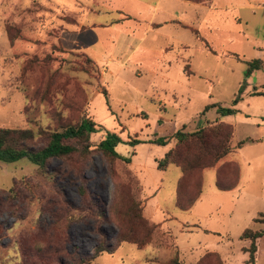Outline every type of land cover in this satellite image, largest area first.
I'll list each match as a JSON object with an SVG mask.
<instances>
[{
	"label": "rangeland",
	"instance_id": "374dc122",
	"mask_svg": "<svg viewBox=\"0 0 264 264\" xmlns=\"http://www.w3.org/2000/svg\"><path fill=\"white\" fill-rule=\"evenodd\" d=\"M239 16L243 21L238 26L206 14L207 24H203L202 32L217 50L237 52H223L222 58L231 56L243 62L233 59L222 62L197 46L192 50V69L186 60L181 62L184 71H193L194 75L187 81L173 73L177 92L158 84L149 90V75L132 78L128 74L142 76L146 74L143 69H119L121 75L128 72L125 75L128 85L111 80L109 67L105 69L86 53L70 48L72 36L66 34L65 28L75 18L56 0H0V127L29 128L37 134L40 128L60 131L63 124L76 123L86 116L99 128L90 134L91 151L85 158L77 153L69 159L51 158L47 166L52 173L49 176L38 173L36 166L25 158L9 163L0 161V198H4L2 191L14 181L17 188L26 192L22 202H13L16 206H1L0 264H22L23 249L32 255L36 251L35 243L46 242L47 234L41 238L37 233L39 225L46 226L51 221L50 209L55 204L50 199H60L75 211L74 219L61 222L65 229L64 247L81 256L91 253L99 240L115 242L120 230L130 225L119 219L114 206L124 208L134 200L147 223L153 225L146 245L139 248L122 241L113 253L103 252L90 264H165L175 254L186 263L244 264L248 253L243 249L248 247L249 240L239 239L240 233L246 227L253 230L264 227V157L251 161L246 170L243 161V157L250 159L264 152V127L256 125L264 123V97H257L249 106L238 102L235 107L242 108L241 114L228 116L231 120L227 116H219L218 120L214 107L203 111L207 102L230 106L240 84L242 97L264 92V59L260 69L252 71L247 78L243 76L246 61L254 59L257 53L254 43L264 44V29L260 18L249 11L240 10ZM102 18L106 20L110 16L105 14ZM238 31H245L248 37ZM107 47L102 43L99 50ZM249 112L251 117L243 119ZM208 121L233 126V141L247 137L253 141L258 137L263 139L234 149L225 160L183 179L184 190H191L193 197L201 176L204 193L187 211L176 207L180 168L169 164L164 173L156 169L154 160L164 154L165 146L145 142L133 147L117 145L119 153L130 157L128 163L119 158L108 159L97 147L107 131L117 133L123 140L131 137L151 140L158 134L171 135L182 125L186 130H194L209 125ZM44 142L37 135L32 145L37 147ZM240 167L243 174L247 172L244 187L239 191L216 192V179L223 188L240 183ZM30 184L34 188L29 189ZM153 194L162 213L170 217L164 215L158 222L147 217L148 196ZM78 208L85 210L77 211ZM97 209L102 213L100 216ZM205 214L209 216L207 220L203 218ZM172 216L190 224L166 222ZM156 219H159L157 215ZM192 223L205 226L208 232L198 230ZM131 224L140 232L139 225ZM178 229L191 233H178ZM185 235L190 236V244L204 245L180 250L178 245L181 246ZM256 241V264H264V235ZM207 247L231 250L221 258V253ZM31 257L36 260L35 256Z\"/></svg>",
	"mask_w": 264,
	"mask_h": 264
},
{
	"label": "crops",
	"instance_id": "0c3cea01",
	"mask_svg": "<svg viewBox=\"0 0 264 264\" xmlns=\"http://www.w3.org/2000/svg\"><path fill=\"white\" fill-rule=\"evenodd\" d=\"M56 3H58L66 13L75 18V21L72 22L73 24L70 25V27L65 28L66 34L72 36L69 39L70 48L72 47L81 50L97 64L105 67V69L106 67H109V74H111L110 76H113L111 80H113L115 83L119 81L124 85H128V80L125 77L128 72L126 71L121 75L118 72L119 69L131 67L145 70L146 74H143L142 76L139 74H128L132 78H142L143 76L149 75V83L151 85L149 90H151L156 84L165 85L166 88L176 90L173 86L175 82L173 73H176L184 80L186 79L188 81L190 76L194 75V72L192 71V73H186L184 71V66L182 67L181 65V62L186 60L187 64L191 66L192 50H194L197 46H200L201 48L203 47L216 59L222 62L226 61L227 59H233L236 62H243L231 56L222 58L225 56L222 55L223 52H232L233 54H237V52L231 51L229 49L217 50V48L214 47L204 37L205 34L202 32V29L204 25L206 26L207 24L204 22V15H216L219 16L224 22L233 23L239 26L243 21L239 16V11L247 10L253 16H258L260 18V24L264 29V0H211V2L208 4L197 3L189 0H119V2H116V0H56ZM76 3H79V5ZM105 14L109 15L110 18L103 20L102 17ZM240 33H242L243 37H248V34L245 31H238V34ZM102 43L107 44L108 47L106 50H99ZM254 47L257 49L254 59H259L262 63V59H264V50L262 49L264 48V44L256 42L254 43ZM238 54L244 57L240 53ZM214 79L215 78L213 77V81ZM208 81L211 82L210 80ZM149 90H145L144 92ZM251 94L243 95V97L241 96L239 103L243 104L246 102L245 105L248 104L249 106L257 99V97H264L263 95ZM207 103L205 106L212 104ZM236 105L237 104L233 106L235 109H237L236 113L224 116L228 117L236 114L240 115L242 108L235 107ZM212 107L215 108V113L219 118L221 115L217 113V107ZM250 114L252 115L250 112L249 115L246 113L243 119L246 120L248 117H251ZM228 119L231 120L229 117ZM218 120H220V118ZM262 121H264V118H262ZM168 123L172 127L175 126V124L172 123V120L170 119H168ZM256 125L264 127V123H256ZM157 136L161 135L158 134L156 137ZM250 138H245L249 140L245 142L242 147L247 143L259 142L263 139L262 137H258L256 141H253ZM151 139H154V137ZM140 140L148 141L147 139ZM239 140H235L233 142H237ZM145 143L151 144L150 142ZM165 147L167 150L169 145H166ZM240 148H237L236 150H239ZM229 154L231 153H228L227 155ZM260 157H264V152L262 154L255 155L250 159H245L243 157L245 170L246 165H249L251 161H254ZM224 158L225 156L221 158L219 162L221 160H225ZM160 171L164 173L165 170ZM246 177L247 172L245 171L243 174L240 167V183L237 186L229 190H215L216 192L230 191L235 189L239 191L244 187ZM203 194L204 193L201 190V193L195 203L201 200V197L204 196ZM148 205L150 210L147 217L153 222L162 221L164 219V215L169 217L171 216L168 213H162L155 194L148 196ZM156 215L159 217V219H156L155 221L154 217ZM203 218L207 220L209 216L205 214ZM170 221H174L179 225H182V223L190 224L188 221H177L173 216L169 219H166V222ZM192 224L195 225L198 230L208 232V229L205 226H200L197 223ZM177 231L178 233H191L181 231L179 229ZM189 239L190 236L185 235L182 239L181 246L178 245V248L182 250V248H191L192 246L200 247L204 245L200 244L199 242L196 244H190ZM207 248L211 251H215L216 253L219 252V255L221 253V258L223 253H228L231 250L229 248L230 250H225L224 252L221 250V248L220 250L218 248ZM256 262L257 261L255 260V264Z\"/></svg>",
	"mask_w": 264,
	"mask_h": 264
},
{
	"label": "trees",
	"instance_id": "16d2710c",
	"mask_svg": "<svg viewBox=\"0 0 264 264\" xmlns=\"http://www.w3.org/2000/svg\"><path fill=\"white\" fill-rule=\"evenodd\" d=\"M197 3H210L211 0H189ZM262 63L259 59H252L247 61V68L244 71V78H247L252 71L260 69ZM264 87V84L262 85ZM242 92V84H240L236 95L234 96L231 105L222 106L212 103L205 106L207 108L216 106V111L221 116L234 114L237 112L233 106L237 104ZM251 95H263L264 92H254ZM209 125H202L194 130H186L185 125L177 128L171 135L157 136L148 141H142L138 138L131 137L128 140H123L115 132H106L105 137L99 141L97 147L102 154L108 159L119 158L120 160L128 163L130 157L122 155L116 150L119 144H127L131 147L141 143L150 142L152 144L166 146L173 142V146L169 147L162 156L155 158L156 169L164 170L169 164L178 166L182 172L181 179L177 182L176 186V207L181 210H187L192 207L201 193V176L198 182V189L193 197H191V190H184L183 179H186L191 174L201 172L203 169L213 167L221 158L232 152L234 149L242 147V145L249 139H242L233 142V126L223 122H210ZM99 130L94 120L89 117L83 116L76 123H65L62 129L59 130H46L40 128L35 134L29 128H7L0 127V161L2 162H15L20 159H27L30 163L36 166L38 173L49 176L47 166L51 158L69 159L73 154L77 153L80 157L85 158L90 149V134ZM44 138L45 142L41 146L34 147L32 145L36 136ZM17 181H14L7 190L2 191L4 198H0L1 206L10 204L16 206L13 202H22L25 198L24 190L16 186ZM81 186V185H80ZM34 188L32 184L30 188ZM26 188V191H30ZM234 187L223 188L219 186L216 179L217 190H229ZM82 189V188H81ZM33 196V193L30 194ZM54 208L50 209L51 221L48 225H39L37 236L47 234L45 240L39 241L36 244V251L29 253L28 250H22V264H90L103 252L111 254L115 251L117 246L122 241L131 242L142 247L146 245L150 238L153 225H149L146 219L141 214L138 202L131 200L124 208L114 206V211L118 212L119 219L123 223L127 222L130 225L122 228L115 238V242L106 240H99L93 247L92 252L86 255H78L75 252L66 251L64 247L65 239L63 237L65 229L61 222H66L75 218L74 210H70L67 203L62 202L60 199H55ZM93 208V207H92ZM97 208V207H95ZM45 209H42L43 212ZM84 208H78L77 211H83ZM79 214V213H78ZM101 211L97 209V215H101ZM81 216V214L79 215ZM264 216V214H263ZM80 218V217H78ZM139 225L140 232L134 229L133 223ZM66 225V224H65ZM264 235V227L260 230H253L246 227L242 230L239 238L242 240H249L248 247L244 248V252L248 253L247 259L244 264H255V253L257 250L256 240ZM42 238V237H41ZM31 256H35L32 259ZM66 257V259L64 258ZM165 264H201L186 263L177 254L171 257ZM221 264V263H219Z\"/></svg>",
	"mask_w": 264,
	"mask_h": 264
}]
</instances>
